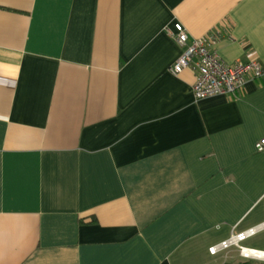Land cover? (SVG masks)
<instances>
[{"label":"crops","instance_id":"1","mask_svg":"<svg viewBox=\"0 0 264 264\" xmlns=\"http://www.w3.org/2000/svg\"><path fill=\"white\" fill-rule=\"evenodd\" d=\"M177 23L261 77L195 101ZM263 137L264 0H0V264H249Z\"/></svg>","mask_w":264,"mask_h":264},{"label":"built area","instance_id":"2","mask_svg":"<svg viewBox=\"0 0 264 264\" xmlns=\"http://www.w3.org/2000/svg\"><path fill=\"white\" fill-rule=\"evenodd\" d=\"M175 42L183 49L181 56L169 68V72L178 76L185 69H192L196 74L192 86L195 101L217 96H235L243 89L247 79H258L262 75V68L256 61L247 63L226 64L208 47V40L201 38L190 45L188 34L184 27L177 23L173 26ZM257 152L264 151V137L255 146ZM264 230V223L246 231L236 233L232 230L230 236L208 249L214 256L235 249L241 259L249 264H264V251L247 248L243 243Z\"/></svg>","mask_w":264,"mask_h":264},{"label":"rangeland","instance_id":"3","mask_svg":"<svg viewBox=\"0 0 264 264\" xmlns=\"http://www.w3.org/2000/svg\"><path fill=\"white\" fill-rule=\"evenodd\" d=\"M243 245H245V246H246V244H243Z\"/></svg>","mask_w":264,"mask_h":264}]
</instances>
